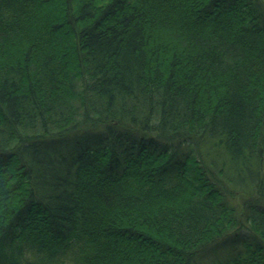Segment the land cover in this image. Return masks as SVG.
I'll list each match as a JSON object with an SVG mask.
<instances>
[{"label":"trees","instance_id":"1","mask_svg":"<svg viewBox=\"0 0 264 264\" xmlns=\"http://www.w3.org/2000/svg\"><path fill=\"white\" fill-rule=\"evenodd\" d=\"M264 264V0H0V264Z\"/></svg>","mask_w":264,"mask_h":264},{"label":"rangeland","instance_id":"2","mask_svg":"<svg viewBox=\"0 0 264 264\" xmlns=\"http://www.w3.org/2000/svg\"><path fill=\"white\" fill-rule=\"evenodd\" d=\"M240 247L231 246L228 247H208L202 251L196 258L194 264H217L220 260H224L227 256L235 254Z\"/></svg>","mask_w":264,"mask_h":264}]
</instances>
